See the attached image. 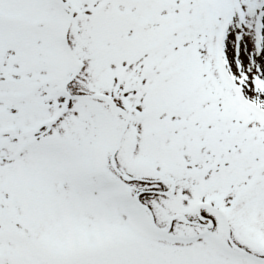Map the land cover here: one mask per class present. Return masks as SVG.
Masks as SVG:
<instances>
[{
	"label": "snow or ice",
	"instance_id": "snow-or-ice-1",
	"mask_svg": "<svg viewBox=\"0 0 264 264\" xmlns=\"http://www.w3.org/2000/svg\"><path fill=\"white\" fill-rule=\"evenodd\" d=\"M0 264H264V0H0Z\"/></svg>",
	"mask_w": 264,
	"mask_h": 264
}]
</instances>
